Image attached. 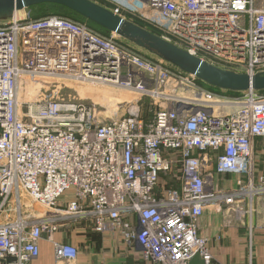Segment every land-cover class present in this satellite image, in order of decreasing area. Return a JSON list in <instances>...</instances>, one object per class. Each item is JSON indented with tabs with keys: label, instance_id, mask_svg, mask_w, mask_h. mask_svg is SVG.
Returning <instances> with one entry per match:
<instances>
[{
	"label": "built area",
	"instance_id": "1",
	"mask_svg": "<svg viewBox=\"0 0 264 264\" xmlns=\"http://www.w3.org/2000/svg\"><path fill=\"white\" fill-rule=\"evenodd\" d=\"M105 1L210 65L264 73V0ZM172 78L187 90H167ZM28 79L116 87L154 100L155 110L150 118L142 105L115 110L105 122L95 106L48 100L23 113ZM196 80L62 16L15 14L1 23L0 264L37 259L44 238L57 261L74 264L78 247L56 240L69 221L120 233L141 247L144 264H190L196 256L213 264L199 233L206 208L235 205L239 218L252 216L253 199L264 196L253 158L254 141L264 138V92L229 96ZM223 176L237 177L232 190L220 187Z\"/></svg>",
	"mask_w": 264,
	"mask_h": 264
},
{
	"label": "crops",
	"instance_id": "2",
	"mask_svg": "<svg viewBox=\"0 0 264 264\" xmlns=\"http://www.w3.org/2000/svg\"><path fill=\"white\" fill-rule=\"evenodd\" d=\"M253 152L254 172L258 179L264 175V138L254 141ZM235 178L220 177V187L232 190ZM240 206L246 211L251 204L245 200ZM252 207V216L247 214L241 218L235 212V205L213 204L206 208L199 221V233L208 240L213 264H264V196L255 197ZM56 240L78 247L79 257L74 264H144L138 244L125 243L121 234L115 231L97 233L90 223L69 221L60 229ZM28 264L69 263L57 261L54 245L44 238L40 241V256ZM190 264L205 263L196 256Z\"/></svg>",
	"mask_w": 264,
	"mask_h": 264
},
{
	"label": "water",
	"instance_id": "3",
	"mask_svg": "<svg viewBox=\"0 0 264 264\" xmlns=\"http://www.w3.org/2000/svg\"><path fill=\"white\" fill-rule=\"evenodd\" d=\"M41 5L65 8L107 33L115 34L156 55L163 62L194 76L210 87L235 93L249 90L264 92V73L249 75L219 69L90 0H0V20L12 18L19 12Z\"/></svg>",
	"mask_w": 264,
	"mask_h": 264
},
{
	"label": "rangeland",
	"instance_id": "4",
	"mask_svg": "<svg viewBox=\"0 0 264 264\" xmlns=\"http://www.w3.org/2000/svg\"><path fill=\"white\" fill-rule=\"evenodd\" d=\"M90 1L109 9L110 11L116 9L114 5H111V3L106 2L105 0H90ZM45 8H46L45 11L47 13H57L62 17L65 16V18L70 19L71 21L78 23V24L87 25L89 28L99 33L96 29L92 28L90 25L87 24L88 23L87 20H86L87 21L86 23L81 22L80 20L74 18L75 16L78 17V15H76L75 13L65 8H62L56 5H48ZM42 11L43 9L41 10V8H36L33 10L28 9L26 11L19 12L17 14L21 18L27 17L28 19H37L38 18L37 16ZM12 18L0 20V24L9 21ZM124 18L125 20L131 23H134L136 25H139L141 27L142 25L140 24H146L147 27H143V28H146L150 31L151 29L149 28H153V27H150L148 23L141 20L135 14L124 13ZM106 37L115 39L124 49L132 50L136 52L139 56H141L146 61L154 63L156 61L161 60L156 55L142 48L137 47L135 44L125 39H122L115 34H110L109 36H106ZM183 78H187V76H183ZM181 82L182 81H180L179 79L172 78L168 84L167 90L169 91L177 90V89L180 90L182 86H186V82H183V84ZM202 83L198 79L196 80V85L200 87H206ZM184 89H187V88H184ZM227 95L233 96L230 94H227ZM140 99L142 100L138 102V105H137L136 103ZM19 100L23 104L22 105L23 113H27L29 111V105H31V102L33 103V106H36L38 105L39 101H48V100H53L56 102H66V103H74V104H80V105L95 106L99 109V111H101V114L105 119V122H110V120L115 116L116 111H119V116L125 113L128 114L127 111L130 110V108L134 106L142 105V108L144 111L143 115L147 118H150L154 113L153 111L155 110L154 109L155 106H151L154 100L150 98H144V97L140 98L137 95L127 93L125 91L117 89L116 87L103 86V85H98V84L93 85L91 83H85V82L63 81V80H58V79L36 80V81H32L30 79L26 80L22 86V91H21ZM158 105L160 106L161 104H158Z\"/></svg>",
	"mask_w": 264,
	"mask_h": 264
},
{
	"label": "trees",
	"instance_id": "5",
	"mask_svg": "<svg viewBox=\"0 0 264 264\" xmlns=\"http://www.w3.org/2000/svg\"><path fill=\"white\" fill-rule=\"evenodd\" d=\"M46 6H48V5H41V6H38V7H33V8H30L31 10H33V9H36V8H41V10L43 9V11L41 12V13H39V15L37 16L38 18L37 19H34V20H38V19H42V18H45V17H49V16H53V15H59V14H57V13H47L46 11H45V7ZM60 16V15H59ZM63 17H65V16H63ZM74 18H76V19H78V20H80L81 22H87L86 20H84V19H82L81 17H77V16H75ZM88 25H90L92 28H94V29H96L98 32H99V34H101V35H105V36H109L110 35V33H107L106 31H104L102 28H100V27H98V26H96V25H94L93 23H90V22H88L87 23ZM140 25H142V27H147L146 26V24H140ZM151 27V26H150ZM149 29H151V31L153 32V33H155V34H157V35H162V33L160 32V31H158L157 29H153V28H149ZM202 83V82H201ZM202 84H204V83H202ZM209 90H211L212 92H215V93H226V94H230V95H238L239 93H235V92H227V91H222V90H219V89H216V88H214V87H210V86H208V85H206V84H204Z\"/></svg>",
	"mask_w": 264,
	"mask_h": 264
},
{
	"label": "bare ground",
	"instance_id": "6",
	"mask_svg": "<svg viewBox=\"0 0 264 264\" xmlns=\"http://www.w3.org/2000/svg\"><path fill=\"white\" fill-rule=\"evenodd\" d=\"M187 90V89H186Z\"/></svg>",
	"mask_w": 264,
	"mask_h": 264
}]
</instances>
